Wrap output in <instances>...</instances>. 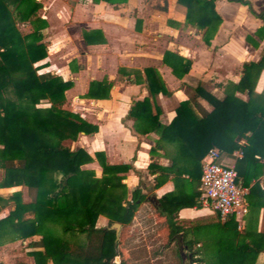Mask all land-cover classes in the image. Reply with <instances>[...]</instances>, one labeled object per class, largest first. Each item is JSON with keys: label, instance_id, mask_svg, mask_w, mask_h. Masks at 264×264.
I'll return each mask as SVG.
<instances>
[{"label": "trees", "instance_id": "trees-1", "mask_svg": "<svg viewBox=\"0 0 264 264\" xmlns=\"http://www.w3.org/2000/svg\"><path fill=\"white\" fill-rule=\"evenodd\" d=\"M230 1L247 5L252 12L248 1ZM177 2L185 6L186 19L193 8L213 7V0ZM40 6L37 0H0V188L24 186L30 197L29 202H23L19 190L0 196V210L11 207L0 218V242L40 235L37 244L42 249L28 253L34 264H45L47 259L51 264H130L137 258H130L126 247L119 246L128 235L122 242L119 238L114 243V230L108 226L97 228L95 221L102 215L108 225L119 223L127 231L144 196L134 189L130 199H126L127 188L119 174L128 170L127 165H108L101 152H95L93 158L83 148H70V142L80 133H92L96 127L63 108L71 81L52 72L37 73L41 65L34 64L47 55L42 41L47 24L38 14ZM256 16L263 20L255 32L261 38L264 13ZM212 19L213 25L199 27L206 45L219 23L215 13ZM21 24L29 25L27 32L18 28ZM86 36L83 32L88 42ZM162 60L177 78L189 67V62L175 53L164 52ZM262 68L264 52L257 62L243 63L239 81L228 85L221 99L204 94L212 105L210 112L198 117L184 101L168 125L158 123V110L148 114L150 100L157 93L166 95L168 91L156 71L143 70L149 97L130 107L128 116L133 119V129L140 134L150 130L157 133L155 146L160 145L161 149L165 144L175 147L167 157L169 167L154 162L148 166L150 173H158L155 186L168 174L173 175L174 182V191L144 204L151 209L152 223L157 226L154 235L159 246L152 251L153 257L173 243L181 260L173 239L177 233L181 234L184 252L193 264H255L258 254L264 253V231L239 232L231 216L221 222L213 213L203 223H185L177 218L180 208L192 207L199 199L196 184L199 187L202 157L209 149H215L219 161L221 153L240 148L238 141L242 138L246 143L234 167L236 182L248 187L245 203L249 209L264 206V185L249 186L252 179L264 174L260 164L264 158V104H254L253 98L254 82ZM109 87L106 80L91 81L85 96L107 98ZM234 91L245 92L247 100L236 98ZM93 159L101 167L99 177L92 169L82 167ZM77 235L81 238L73 241ZM28 244L37 245L32 241Z\"/></svg>", "mask_w": 264, "mask_h": 264}, {"label": "crops", "instance_id": "crops-1", "mask_svg": "<svg viewBox=\"0 0 264 264\" xmlns=\"http://www.w3.org/2000/svg\"><path fill=\"white\" fill-rule=\"evenodd\" d=\"M37 1L41 5L38 14L47 24L42 31L47 55L34 64L41 65L37 73L52 72L64 81H71L70 88L65 91L63 108L96 127L92 133H80L70 142V148H83L93 158L95 152H101L108 165H127L128 170L119 175L123 176L121 182L127 188L128 200L134 189L144 196L141 205L174 191L172 174L155 186L154 178L158 173H150L148 166L154 162L169 167L167 157L174 153L175 147L171 144H165L163 149L160 145L155 146L157 133L151 130L137 133L133 129V119L128 116L134 102L149 97L143 70L156 71L168 91L166 95L159 92L150 100L148 114L153 115L158 110V123L168 125L176 108L184 101L198 117L210 112L212 105L204 94L221 99L226 87L239 81L243 63L257 62L264 52V34L261 38L255 35L263 25V20L256 14L264 13V0H246L252 12L239 2L213 0L212 9L193 8L189 19H186L185 6L177 0ZM213 13L219 17V23L206 45L199 27L213 25ZM18 28L27 32L29 25L21 24ZM83 32H86L88 42L84 40ZM164 52L175 53L189 62L187 72L180 78L175 77L163 62ZM102 80L110 83L108 97H86L89 83ZM233 95L247 100L245 92L234 91ZM253 98L256 99L254 104H264V68L254 82ZM245 143L243 138L240 139V148L221 153L219 162L234 168ZM260 164L264 166V158ZM82 167L92 169L96 177L101 175V167L95 159ZM255 183L262 188L264 174L257 180L252 179L249 186ZM21 187L0 188V191L13 192ZM245 188L248 191V187ZM0 196L7 195L0 193ZM22 201L29 202V195ZM197 203L199 199L192 207L180 208L177 218L184 222L203 219L198 213L204 208ZM10 208L1 209L0 218ZM246 208L245 214L233 217L237 230L262 233L264 206L249 209L246 204ZM110 225L106 217L97 216L95 227L108 226L110 229ZM127 232L120 225L117 240L120 238L122 242ZM80 238L77 235L72 240ZM39 240L40 235H34L24 240L0 242V264H34L28 253L42 249L37 244ZM31 241L37 245L30 246ZM127 242L128 239L119 246L125 248ZM263 260L264 253H260L255 264H262ZM45 264H51L50 259Z\"/></svg>", "mask_w": 264, "mask_h": 264}, {"label": "built area", "instance_id": "built-area-1", "mask_svg": "<svg viewBox=\"0 0 264 264\" xmlns=\"http://www.w3.org/2000/svg\"><path fill=\"white\" fill-rule=\"evenodd\" d=\"M199 190V206L216 213L220 221L230 216H242L247 211L246 188L236 182L233 166H226L218 161L215 149H209L203 159Z\"/></svg>", "mask_w": 264, "mask_h": 264}, {"label": "rangeland", "instance_id": "rangeland-1", "mask_svg": "<svg viewBox=\"0 0 264 264\" xmlns=\"http://www.w3.org/2000/svg\"><path fill=\"white\" fill-rule=\"evenodd\" d=\"M2 172L0 170V177ZM22 193V198L27 200L28 192L24 187L19 188ZM11 190L0 191L2 195H8ZM202 213V214H201ZM199 217L203 219H195V223H203L210 220L213 217V212L208 209L202 210L198 213ZM153 218L151 216V209L148 205H141L135 212L134 219L127 227V239L126 249L130 254V258H137V260H130V264H189L187 259L183 262L179 260L175 254V246L172 243L167 249L163 250L161 254L152 256V251L157 249L159 242L157 237L154 235V230L157 228L152 223ZM187 223V222H185ZM151 259V260H150ZM193 264V263H190Z\"/></svg>", "mask_w": 264, "mask_h": 264}, {"label": "water", "instance_id": "water-1", "mask_svg": "<svg viewBox=\"0 0 264 264\" xmlns=\"http://www.w3.org/2000/svg\"><path fill=\"white\" fill-rule=\"evenodd\" d=\"M197 205L199 206V203H197ZM119 227H120L119 223H112L110 225V229L114 230V235H115L114 240L115 241L117 240V237H118ZM173 239L175 240L177 252L180 256L181 261L183 262L185 259H187L188 263L190 264L191 263L190 256L186 255L183 249L181 234L180 233L175 234L173 236Z\"/></svg>", "mask_w": 264, "mask_h": 264}]
</instances>
